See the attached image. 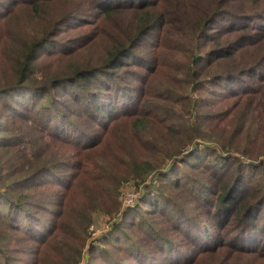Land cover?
<instances>
[{
	"label": "trees",
	"instance_id": "16d2710c",
	"mask_svg": "<svg viewBox=\"0 0 264 264\" xmlns=\"http://www.w3.org/2000/svg\"><path fill=\"white\" fill-rule=\"evenodd\" d=\"M162 3L0 0V264H11L13 240L30 243L24 253L36 251L33 264H192L221 252L264 259V0ZM121 9L138 13L134 35L122 43L125 27H116L102 69L37 71L41 59L65 52L45 48L57 43L62 23L85 25L92 14L108 19ZM152 31L169 62L154 58L136 83L115 81L120 59ZM162 64L167 80L152 86ZM69 99L103 131L128 119L135 138L116 148L111 164L87 162L101 137L66 117ZM150 125L160 130L146 131ZM163 154L172 162L135 204L139 216L129 220L125 210L103 240L87 243L80 263L93 213L109 211L122 181L112 165L141 176ZM185 166L194 176H168ZM151 210L162 227L144 220Z\"/></svg>",
	"mask_w": 264,
	"mask_h": 264
},
{
	"label": "rangeland",
	"instance_id": "374dc122",
	"mask_svg": "<svg viewBox=\"0 0 264 264\" xmlns=\"http://www.w3.org/2000/svg\"><path fill=\"white\" fill-rule=\"evenodd\" d=\"M174 0H163L162 6H169V4ZM100 13V12H99ZM97 14H92L87 17V21H89L85 25H74V23L60 25V30H58L55 35V39L57 43L51 46H46L47 50H65L64 53H54V55L46 56L41 59L39 64V69L37 71H52L56 67H62L65 65H73L76 64L78 68H92L98 67V69H102V62L106 59L110 52L114 51L112 48H109V39L117 36L118 32L116 27L118 25L125 27L124 33L126 37L122 41V43H126L129 38H132L134 35V25L135 19L139 16L135 10L132 9H121L120 11L111 14L108 19L102 18L101 16H97ZM101 17V18H100ZM86 22V21H85ZM13 25L12 21H7L3 23V30L6 31L7 28ZM79 26V27H78ZM169 35V34H167ZM155 31L149 32L134 46L131 50L132 56H124L120 59L121 62L115 72H114L115 81H123L125 79L130 82L136 83L138 81L139 72H146L148 66H152L154 58L161 60L162 62H169V53L167 49L162 46V48L154 41ZM174 37H170L168 40L166 39L167 44H170ZM80 39L77 43L70 44L69 41ZM79 43V44H78ZM53 46V47H52ZM61 54V55H59ZM161 63V62H160ZM55 67V68H53ZM53 68L52 70H50ZM168 66L160 65V69L153 75L150 80V84L152 86H156L159 84L160 80L166 81V71ZM138 74V76H136ZM251 81V80H249ZM118 84V82H116ZM76 92V87L72 88ZM77 93V92H76ZM61 96V94L59 93ZM32 95H26L27 100L31 98ZM60 99L62 97H59ZM147 100H152L148 97ZM61 101H58V103ZM82 101H80L81 103ZM29 103V101L27 102ZM62 104L67 105L65 107L66 117L73 121L77 127H85L86 129L94 132L96 135L101 137L100 141L96 145L95 151H90L86 155V160L90 158H95L104 164H111L112 159L115 156L116 148L127 141L133 140L135 137L129 131L128 119L125 117H120V121L116 124L112 125L107 131H103L101 128L95 125L88 124L85 120L89 119L86 115L84 106H81L76 103L73 99L66 100L62 102ZM61 105V104H60ZM62 105V109L64 108ZM82 107V108H81ZM72 108V109H71ZM78 121V122H76ZM156 130H160L158 127L150 125L146 131L150 133H154ZM132 149L136 152V147H132ZM130 158V157H126ZM172 162V158L163 154L158 160L152 159L150 161V166L142 168L143 173L141 176H126L125 168L120 163H115L111 167V171H114L118 176H122L121 183L114 189L110 196L108 197V208L109 211L104 209H96L93 213L92 219V228L88 230V238L86 241V245L82 248V258L80 263H84L86 260L84 256L88 254L87 243L95 242V239L99 242L101 238L107 234L111 230V226L120 220L122 217V213L127 210L129 220H131L134 216H139V213L135 209V204L138 202L139 198L146 192L149 187V191H153V187H156L158 181V175H160L161 171L167 170L169 164ZM141 170V169H140ZM194 173L191 168L185 166V170L174 169L172 170L168 176L178 180L183 176H192ZM194 176V175H193ZM64 178H61L63 180ZM184 189L180 187V189H176L173 192L179 194V192ZM126 194H132V202H126ZM187 208L193 211L194 203L190 201V199L186 203ZM33 210L40 211V209H35L31 207ZM43 211V210H42ZM41 211V214L43 212ZM141 211V210H139ZM153 210L151 211H142L144 214V220L153 226L162 227L163 221L158 220L156 216H153ZM118 214V215H117ZM34 224L36 226V220L33 219ZM59 226L64 227L65 221L58 224ZM168 227V226H167ZM168 229L166 228V231ZM58 236L55 241H57L61 232L58 231ZM172 235L175 233H171ZM104 238V237H103ZM102 238V240H103ZM89 239V240H88ZM53 242L50 243V246ZM30 245V243L22 242V241H11L8 246L9 254V262L11 264H33V258L35 257V250L29 248L26 253L24 250L26 246ZM45 251L49 254V251L45 249ZM224 252L207 256L201 260H198L192 264H222L221 259H226V263L229 264H264V259H256L252 260L244 257L232 256V255H224ZM49 259L46 261H39L37 264H49ZM58 263V261H57Z\"/></svg>",
	"mask_w": 264,
	"mask_h": 264
},
{
	"label": "built area",
	"instance_id": "2783aa9c",
	"mask_svg": "<svg viewBox=\"0 0 264 264\" xmlns=\"http://www.w3.org/2000/svg\"><path fill=\"white\" fill-rule=\"evenodd\" d=\"M125 197H126V200H127L126 202H128V203L132 202V200H133L132 194H126Z\"/></svg>",
	"mask_w": 264,
	"mask_h": 264
}]
</instances>
